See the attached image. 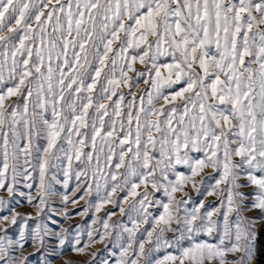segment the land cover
Wrapping results in <instances>:
<instances>
[{
    "label": "snow or ice",
    "instance_id": "6c2138e0",
    "mask_svg": "<svg viewBox=\"0 0 264 264\" xmlns=\"http://www.w3.org/2000/svg\"><path fill=\"white\" fill-rule=\"evenodd\" d=\"M262 225L264 0H0V264H258Z\"/></svg>",
    "mask_w": 264,
    "mask_h": 264
},
{
    "label": "rangeland",
    "instance_id": "374dc122",
    "mask_svg": "<svg viewBox=\"0 0 264 264\" xmlns=\"http://www.w3.org/2000/svg\"><path fill=\"white\" fill-rule=\"evenodd\" d=\"M190 194H191V195H195V193H192L191 191H190ZM157 195H159V194H157ZM22 203H23V201H22ZM109 207H110V206H109ZM17 210H18V211H31V209H29V208L27 207V205H25L23 208L18 207ZM101 215H103V213H101ZM252 215H255V213H252ZM118 218H119V217H114L113 219H118ZM91 219H92V217L89 215L88 217H85L83 221H81L79 218H77L75 221H73V223H74V224H75V223H83V224L86 226L88 223H90ZM124 219H125V221H126L127 218L125 217ZM262 229H264V225H262V226L259 228L260 233H261V230H262ZM260 237H261V235H260ZM96 248H100V249H102V248H103V245H99V244H98V245H96ZM29 250H30V249H29ZM106 255H107V253H104L103 251L101 252V256H106ZM66 256H67L68 258L74 260V261H83V260L86 259V257L76 256V255L72 254L71 252L66 253Z\"/></svg>",
    "mask_w": 264,
    "mask_h": 264
},
{
    "label": "bare ground",
    "instance_id": "6f19581e",
    "mask_svg": "<svg viewBox=\"0 0 264 264\" xmlns=\"http://www.w3.org/2000/svg\"><path fill=\"white\" fill-rule=\"evenodd\" d=\"M260 239V247L261 250L264 251V229L261 230V237ZM258 264H264V256L260 257V261L258 262Z\"/></svg>",
    "mask_w": 264,
    "mask_h": 264
}]
</instances>
